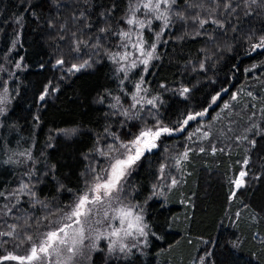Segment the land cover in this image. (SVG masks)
Instances as JSON below:
<instances>
[{"label":"trees","instance_id":"obj_1","mask_svg":"<svg viewBox=\"0 0 264 264\" xmlns=\"http://www.w3.org/2000/svg\"><path fill=\"white\" fill-rule=\"evenodd\" d=\"M128 7L129 0H0V68L10 62L12 70V100L0 119V201L22 180L32 188L9 218L15 230L6 244L0 238V258L107 167L98 148L156 121L178 127L207 109L163 135L124 180L127 199L146 210V252L102 243L90 264H196L201 256L206 264H264V48L254 47L264 37V0H176L158 58L147 71L139 65L125 74L109 54ZM155 29L145 32L148 44ZM141 78L157 105H138L126 117ZM241 171L246 182L235 189ZM0 227L10 232L7 222Z\"/></svg>","mask_w":264,"mask_h":264},{"label":"snow or ice","instance_id":"obj_2","mask_svg":"<svg viewBox=\"0 0 264 264\" xmlns=\"http://www.w3.org/2000/svg\"><path fill=\"white\" fill-rule=\"evenodd\" d=\"M256 0H253L255 3ZM176 0H129V7L126 14V18L123 23L125 25L116 35L118 36L120 43L118 47L120 51L110 53V59L119 65V71L127 74L130 69L137 67V62L145 66L147 71V65L149 62L158 58L155 56L156 43L150 45L144 39L143 31L145 28L150 27L153 20L162 22L161 33H157V40L163 33V30L169 26L170 16L172 14L173 5ZM138 13H143L144 18L141 19ZM198 20L201 27L208 23L207 20ZM218 23V21H212ZM221 27L223 25H220ZM102 32L108 31V29H101ZM255 48H264V37L260 38L259 43L254 45ZM132 49L134 51H130ZM142 57V58H141ZM124 62V63H122ZM63 61H57V64H62ZM88 62L79 66L73 65L69 71L73 69L79 70L87 66ZM19 67V65H17ZM203 67V65H202ZM143 78L135 84V90L131 93V101L129 109L123 111L124 116H130V110L136 109L138 105H141L144 101V97L140 95L141 92H147V89L143 87ZM187 88L183 89V93H187ZM7 93V89H4ZM249 95H251L249 93ZM217 96L212 97V101L217 100ZM44 97L41 96V99ZM235 95L233 99H235ZM7 99L6 96L0 97V104L4 103ZM115 103L111 105L113 108H117L121 104L120 97L114 98ZM147 104L155 106V98L146 101ZM225 108L229 105L225 104ZM3 111V109H0ZM207 109L195 114H189L178 127H168L161 122L156 121L152 126L145 125L140 128L139 132L133 136L132 139L127 141H120L118 144H108L105 148H98L97 151L103 157L107 158V167L99 169V171L93 170L92 179L85 185L82 194H80L76 201L68 206V211L64 212L60 221H57V226L53 230H49L43 233V238L35 239L32 236H27L26 239L30 242L31 246L25 255H8L0 259L4 260H16L20 264H46V261L52 256L61 254V246L67 248V252L70 253L67 257L68 261H71L77 254V246L83 245L84 240L88 237L85 235V223L87 220L96 213V206L106 205L107 209H110L113 215L109 216L107 210L103 213V220H96V224H103L107 222V227L110 231L107 232V238H109V250L120 252L130 251L129 245L125 242L129 238L135 239L136 236H147L145 231L147 225L143 223V216L137 211L136 205L124 204L120 198L119 193L123 191V181L129 174V170L135 165L146 151H151L156 148L157 141L163 135H171L173 132L183 131V127L188 125L189 121L196 120L197 117L205 116ZM197 132L200 131L198 128ZM209 134L203 133L204 137ZM116 137H113L115 141ZM191 139V136H189ZM247 139V136L243 137ZM255 146V141L251 142ZM200 151H204L203 148ZM215 151V149H213ZM188 158V151L181 154L180 159H177L176 163L179 164L180 160H186ZM244 164H248V160L245 159ZM163 165L161 169L163 170ZM247 172L241 171L238 178L232 181L236 189L244 186V177ZM175 184L176 181L172 180ZM27 185H22L20 191H23ZM235 192H232V196H235ZM0 195H3L0 193ZM33 195H35L33 193ZM118 206L113 207V203ZM6 207V206H5ZM116 221L117 226H113L110 221ZM75 225V227H74ZM12 236L13 232L0 233V236ZM104 232L97 230L96 238L104 236ZM22 243L24 241H21ZM94 246V245H93ZM135 247V244L132 245Z\"/></svg>","mask_w":264,"mask_h":264},{"label":"rangeland","instance_id":"obj_3","mask_svg":"<svg viewBox=\"0 0 264 264\" xmlns=\"http://www.w3.org/2000/svg\"><path fill=\"white\" fill-rule=\"evenodd\" d=\"M173 8H174V5H173ZM173 8H172V12H173ZM138 15L140 16L141 19L144 18L143 13H138ZM171 16H172V14H171ZM171 16H170V20H171ZM153 27H155L156 29H155V31H153V37L151 39V42L149 44L148 43L147 44L150 45L152 43H156V50H157L158 46L162 43L164 35H165L166 31L168 30L169 26L163 30V33L159 36V40H157L156 34L161 33L162 22L153 20L150 27L145 28L143 31L144 39H145L146 30L151 32L153 30ZM120 50L121 49L118 47L117 51H120ZM129 50L134 51L132 49H129ZM156 50H155V54H156ZM152 61H153V59L149 62L147 67L150 65V63ZM122 63H124V62H122ZM139 65H142L144 68V71H145V66L143 64H140L138 61L137 66H139ZM9 66H10V62L5 63V66H1V68H0V97H4V96L7 97L5 102L0 104V109H3V111H0V119L8 110L10 103H11V100H12L11 99L12 98L11 93L9 90V75L12 74V70L10 69ZM116 66L119 69V65L117 63H116ZM130 70H132V69H130ZM5 88L7 89V93L4 92ZM140 95L144 97V101L142 102V104L140 106L149 105L146 103V101L154 98L152 96H148L145 92H141ZM156 105H157V99L155 98V106L154 107H156ZM149 106H151V108H154L152 105H149ZM202 138H204L203 134H201L199 136V139H202ZM157 145H158V143H157ZM156 148L152 149L151 151L155 150ZM151 151H146V152H151ZM179 159H180V157H179ZM181 160H180L179 164L175 163V167L177 169V174H179V175L181 174ZM138 162L135 165H133V167L129 171L133 170L138 165ZM245 166L246 165L244 164V167ZM246 176L243 178L244 184L246 182V180H245ZM175 178L176 177L174 175H172L171 176V182ZM124 184H125V182L123 181V189H124ZM22 185H27V187L24 188L23 191H20ZM31 193H32V188L29 187L28 184L24 180H22L17 187L9 190L8 192H6L4 194L3 199L0 201V225H3L4 223L7 222V227L10 229V232H14L15 227L12 224L13 220L9 221V218L12 216V214H14V212H16V209H17V206L21 200V197L23 195H28L27 197H29V195H31ZM118 195H119L120 200L124 204L137 206V211H139V213L143 216V223L145 225H147L146 221H145L146 210H145L144 206L132 203L125 196L124 190L122 192H120ZM116 206H118V205L114 202L113 207H116ZM105 210H107L109 212V216L113 215L111 210L107 209L106 205L96 206V213L93 216H91L84 225L85 230H86L85 235L88 238L84 240L83 245L77 246V254L75 255V257L71 261L67 260V257L69 255H71L70 253L67 252V248L64 246H61V254L56 255L55 253H53L52 256L49 258V260L46 261V264H90L92 254L99 248V246L102 243H104L106 245L107 249L109 250V247H108L109 238H107V232L110 231V229L107 227V222H105L103 224H96V222H95L96 220H103V213ZM67 211H68V208L59 210L47 221L40 222L37 230L34 231L33 234H29L27 236H32L34 238V240L43 238L42 234L46 233L49 230H53L57 226L56 222L60 221L63 213L67 212ZM110 223L113 226H117V222L114 220L110 221ZM74 227H75V225H74ZM0 229H2V227H0ZM97 230H99L100 232H104L105 235L100 237L99 239H97L96 238ZM145 231L147 232V236H144V237L136 236L135 239L129 238L128 240L125 241L129 245L130 251L120 252L117 249L116 251H113V252H120V253H124V254H128L131 252L145 253L147 250L148 237H149L148 226L146 227ZM27 236H25L24 240H22V241H24L23 243L21 241H19V242L15 241L14 243L10 244V247L8 245V249L11 250V253H13L16 256H20V255H25L28 252L31 244H30V242L27 241V239H26ZM0 238L4 241L3 244H6V242L11 240L10 239L11 237L6 236V235L0 236ZM133 244H135V247L132 246ZM16 262L18 264H20L19 261H16ZM196 264H206L205 263V256H201Z\"/></svg>","mask_w":264,"mask_h":264}]
</instances>
